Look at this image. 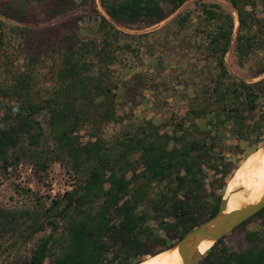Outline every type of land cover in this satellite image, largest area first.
Here are the masks:
<instances>
[{
  "label": "trees",
  "instance_id": "16d2710c",
  "mask_svg": "<svg viewBox=\"0 0 264 264\" xmlns=\"http://www.w3.org/2000/svg\"><path fill=\"white\" fill-rule=\"evenodd\" d=\"M57 1L59 5L51 12L52 17L64 13L73 3V0ZM187 1L101 0V4L112 20L154 26ZM227 1L238 15V53L243 56L253 51L264 53V20L257 19L250 10L255 7V1ZM261 1L264 7V0ZM200 19L204 25L198 33L205 40L210 56L217 59L219 68L212 79V88L205 90L204 95L214 96L213 103L226 105L235 102L230 98L231 93H236V100L242 93L245 104L253 111L258 92L264 94V80L255 85L225 84L229 73L224 58L232 42L234 18L204 6ZM185 22L187 18L179 19V24ZM101 28L98 39L64 37L59 66L46 97L36 99L32 95L34 78L28 72L16 77L10 95L3 91L12 104L4 115L7 125L0 128L2 170L16 163L8 152L25 138L32 148L29 157L37 171L44 173L50 163L59 162L73 170L78 180L72 192L52 201L43 213L16 214L0 209V249L6 237L16 240L24 237L29 241L45 231L46 226L54 225V233L42 237L32 250L29 264H139L172 248L219 210L222 197H218L215 205L206 202L205 167H212L224 178L228 167L215 165L214 145L207 138L190 140L184 133L180 137L160 134V128L151 121L137 126L135 132L112 145L99 134L118 118L115 93L118 84L110 66L118 63L121 54L139 58L144 56L141 51L144 47L146 53L150 48L147 36L118 31L106 18H102ZM263 73L264 68L260 71ZM148 89L155 90V86ZM154 97L156 106L157 96ZM135 108L133 105L132 111ZM161 110L169 112L166 105ZM201 110L192 108L190 112L195 118L208 113L207 109ZM42 112L48 115V134L35 118ZM230 112H234L233 118L243 121L236 108L231 107ZM184 123L178 124L181 130ZM88 125L96 126L99 133L82 144L79 132ZM171 141L176 143L172 148ZM135 155H138L136 159ZM257 163L258 159L248 168L247 180L254 174ZM225 186L223 183L221 189ZM198 209L205 214L202 221L197 216ZM47 213L49 219L43 223L40 218ZM254 217H262L261 230L247 234L251 244L248 250L228 251L225 236L196 264H264V209L251 218ZM57 219L63 221L60 230L54 221ZM28 221L31 223L26 225ZM150 221L158 222L164 235L155 232L149 226ZM152 244L158 246L153 252L149 250Z\"/></svg>",
  "mask_w": 264,
  "mask_h": 264
},
{
  "label": "rangeland",
  "instance_id": "374dc122",
  "mask_svg": "<svg viewBox=\"0 0 264 264\" xmlns=\"http://www.w3.org/2000/svg\"><path fill=\"white\" fill-rule=\"evenodd\" d=\"M254 1L255 7L250 10L262 21L263 3L261 0ZM58 5L57 0H0V128L7 125L4 115L12 100L6 95L12 92L16 77L30 73L34 78L32 95L36 99L46 97L59 66L64 37L76 36L83 41L98 39L102 32V18H106L118 31L132 36H147L150 48L146 53L144 47L141 50L144 56L139 58L134 54H121L118 63L110 66L114 81L118 84L115 90L118 118L102 133L98 132L96 126L84 127L79 132L81 143H88L99 133L112 145L147 121L158 126L160 134L180 137L184 133L190 140L207 138L214 145L212 157L215 165L228 167L225 178L212 167H205L206 202L215 205L218 197H224L230 188L229 181L248 157L264 147V94L258 92L259 99L253 111L245 104L242 93L239 100L235 99L236 93H231L230 98L235 102L227 106L213 103L214 96L204 95L205 90L212 88V79L219 72L217 59L210 56L205 40L198 33L204 25L200 19L204 6L234 18L232 42L224 58L229 73L225 84L241 82L255 85L264 80V73L260 74L264 68V53L253 51L243 56L237 51L239 20L230 2L188 0L166 20L154 26L145 22L131 25L112 20L102 7L101 0H73L64 13L52 17L51 12ZM181 18H187V22L179 24ZM89 61L93 59L89 57ZM153 85L155 90L148 89ZM154 94L157 96L156 106L153 104ZM230 98L227 100L230 101ZM133 105H136L134 111ZM164 105L169 112L161 110ZM231 107L237 109L243 121L231 116L234 114H230ZM192 108L200 112L202 108L207 109L208 113L195 118L190 112ZM35 118L48 134L47 113L42 112ZM182 122H185L183 130L178 127ZM175 145L171 141L170 148ZM177 146L180 144L177 143ZM31 149L24 138L16 149L8 152L16 163L3 171L0 161V209L16 214L24 211L43 213L52 201L60 200L75 189L78 180L73 170L54 162L48 165L44 173H40L29 157ZM16 157L19 161L15 160ZM137 157L134 156L135 159ZM223 183L226 186L221 189ZM196 213L199 221L205 219L203 210L198 209ZM49 214L41 216L43 223H47ZM54 221L58 229H62L63 221ZM261 221L262 217L251 218L244 226L226 235L224 244L228 251L240 253L248 250L251 244L247 234L259 232ZM30 223L28 221L26 225ZM149 226L164 235L158 222L150 221ZM54 230L53 224L48 225L45 231L29 241L24 237L17 240L6 237L1 241L0 264H29L38 241L53 234ZM157 248L156 244H152L149 250L153 252Z\"/></svg>",
  "mask_w": 264,
  "mask_h": 264
},
{
  "label": "bare ground",
  "instance_id": "6f19581e",
  "mask_svg": "<svg viewBox=\"0 0 264 264\" xmlns=\"http://www.w3.org/2000/svg\"><path fill=\"white\" fill-rule=\"evenodd\" d=\"M258 157L255 172L247 180V170ZM228 185H230V188L225 192V198L228 199L226 213L241 209L246 205L258 203L262 199L264 195V147L257 149L248 157ZM212 245L211 241H203L199 246V250L201 253H206ZM143 264H182V258L178 249L172 247L148 258Z\"/></svg>",
  "mask_w": 264,
  "mask_h": 264
},
{
  "label": "water",
  "instance_id": "95a60500",
  "mask_svg": "<svg viewBox=\"0 0 264 264\" xmlns=\"http://www.w3.org/2000/svg\"><path fill=\"white\" fill-rule=\"evenodd\" d=\"M227 206L228 199L224 195L217 214L192 230L173 246L178 249L182 264L198 263L218 241L264 209V195L258 203L246 205L229 213H226ZM203 241H211L213 243L206 253H201L199 250V246ZM139 264H143V262Z\"/></svg>",
  "mask_w": 264,
  "mask_h": 264
}]
</instances>
